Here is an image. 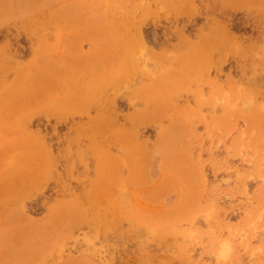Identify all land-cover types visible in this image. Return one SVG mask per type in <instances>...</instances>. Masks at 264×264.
I'll use <instances>...</instances> for the list:
<instances>
[{
  "label": "rangeland",
  "instance_id": "1",
  "mask_svg": "<svg viewBox=\"0 0 264 264\" xmlns=\"http://www.w3.org/2000/svg\"><path fill=\"white\" fill-rule=\"evenodd\" d=\"M0 264H264V0H0Z\"/></svg>",
  "mask_w": 264,
  "mask_h": 264
}]
</instances>
